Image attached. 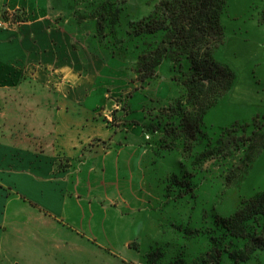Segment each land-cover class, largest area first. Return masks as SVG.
I'll use <instances>...</instances> for the list:
<instances>
[{
	"label": "rangeland",
	"instance_id": "374dc122",
	"mask_svg": "<svg viewBox=\"0 0 264 264\" xmlns=\"http://www.w3.org/2000/svg\"><path fill=\"white\" fill-rule=\"evenodd\" d=\"M159 1L75 0V7L85 13V35L94 36L92 45L100 48L113 64H127L130 76L126 86L129 88L119 95L115 90L107 93L118 106L116 109L114 104L113 110L107 111L108 121L113 127L126 123L127 116L121 112L122 107L127 102L128 93L140 87L131 83L135 77L131 69L136 52L132 47L134 44L127 40L126 32L131 23L149 15ZM263 2L229 0L220 18L224 43L216 49L214 60L229 66L236 74V81L230 93L205 114L201 129L206 140L198 144L191 142L193 147L190 150L182 141L174 144L172 150H163L156 143V135L142 130L144 140L151 145L150 162L153 168L147 176L146 190L140 192L144 204L140 207L142 210H123L121 213L126 216L117 221L114 217L118 210H104L101 204L87 199L86 202L90 203L86 204V212L79 219L80 235L64 229V234L69 232L70 237L55 233L45 238V243L41 240L33 244L29 234L11 235L0 249V264H170L177 259L183 264H198L196 260L210 248L209 237L213 235L214 219L230 217L243 200L264 192V29L256 23ZM109 7L116 10L117 17L110 28L116 38L109 34L107 26L112 18L104 22L100 17L107 16ZM16 13L6 11L3 19L20 24L21 18ZM8 27L6 22L0 29ZM11 27L9 29L15 28ZM100 33L104 35L103 39L98 37ZM119 39L123 42L121 45H117ZM120 47L126 50L123 54ZM112 51L116 53L112 54ZM169 67L170 62L163 61L157 76L141 88H146L141 95L147 100L144 109L150 111L151 118L159 107L155 101L167 103L181 93L180 88L170 80L172 73ZM107 73L110 77L117 76L114 71L108 70ZM113 116L117 119L114 120ZM19 120L25 121V127H29V120L24 117H19ZM238 125L249 127H244V130L232 127ZM14 127L22 126L17 124ZM225 128L236 129L234 135L237 139L233 144L217 157L197 161L201 152L215 145ZM254 133L253 140L244 142ZM245 156L249 160H244ZM155 159L158 161L153 164ZM171 175L189 181L191 191L186 192L185 187L171 182ZM180 191L185 194L177 197ZM112 198L118 206L127 202L126 196ZM16 205L12 199L9 201L7 194L2 208L7 221H3L1 228L5 227L2 232L8 235L12 232L8 223L10 219L23 223L30 220L29 210ZM104 206L109 208L108 204ZM128 214L135 221L129 220ZM78 246L80 249H77ZM46 252L48 257L44 256ZM261 256L264 252L257 253L255 259L246 263H233L225 256L221 264H264Z\"/></svg>",
	"mask_w": 264,
	"mask_h": 264
},
{
	"label": "crops",
	"instance_id": "0c3cea01",
	"mask_svg": "<svg viewBox=\"0 0 264 264\" xmlns=\"http://www.w3.org/2000/svg\"><path fill=\"white\" fill-rule=\"evenodd\" d=\"M76 3L0 0V20L6 11L25 16L15 28L0 29V249L11 235L29 234L32 244L55 233L70 237L64 229L80 235L87 199L118 210L117 221L123 210L144 206L140 192L153 170L140 126L146 88L132 93L126 123L113 127L107 111L118 106L107 93L129 88L127 64H113L92 45ZM7 194L30 215L27 223L8 219L10 235L1 228ZM122 196L127 202L114 204L112 197Z\"/></svg>",
	"mask_w": 264,
	"mask_h": 264
},
{
	"label": "trees",
	"instance_id": "16d2710c",
	"mask_svg": "<svg viewBox=\"0 0 264 264\" xmlns=\"http://www.w3.org/2000/svg\"><path fill=\"white\" fill-rule=\"evenodd\" d=\"M228 3L229 0H160L149 15L129 25L127 40L134 44L132 47L136 52L131 69L135 77L131 83H137L140 87L128 93L121 112L128 116V100L132 93L155 78L165 60L170 62V80L181 90L180 95L167 103L155 101L159 107H156L157 113L152 118L150 111L143 109L144 118L140 126L144 133L157 136L159 149L172 150L174 144L182 141L190 150L193 144L206 140L201 129L204 127L205 114L228 95L235 85V72L214 60L216 49L224 43L220 18ZM100 17L104 22L112 18L107 24L110 29L117 17L116 10L109 7L107 16ZM256 23L264 29V2ZM99 24L103 26V23ZM111 30L109 34L116 38L115 32ZM98 37L103 39L104 35L100 33ZM121 42L119 39L117 45H121ZM120 51L123 54L126 50L120 47ZM247 126L232 127L244 130ZM234 134V128L223 129L215 145L201 152L196 160L217 157L237 139ZM254 135L244 142L253 140ZM244 160H249V157L245 156ZM170 180L185 187L186 192L191 191L189 181L180 180L175 175H171ZM183 194L185 192L180 191L177 197ZM211 232L210 248L196 260L198 264H221L225 256L233 263H246L255 259L257 253L264 252V192L243 200L230 217L215 218ZM170 264L183 263L177 259Z\"/></svg>",
	"mask_w": 264,
	"mask_h": 264
},
{
	"label": "built area",
	"instance_id": "2783aa9c",
	"mask_svg": "<svg viewBox=\"0 0 264 264\" xmlns=\"http://www.w3.org/2000/svg\"><path fill=\"white\" fill-rule=\"evenodd\" d=\"M16 14H18L19 16H20V18H21V22H22V20L25 18V16H24V14L23 13H16ZM9 17H10V15H9ZM23 18V19H22ZM6 22L8 23V26L9 27H16V26H18L19 25V23H18V21H15V22H13L11 19H8V20H5V19H2V20H0V28H2L3 27V25L4 24H6ZM21 22H20V24H21ZM9 27H8V29H9ZM11 27V28H12ZM5 29V28H4ZM147 138V137H146Z\"/></svg>",
	"mask_w": 264,
	"mask_h": 264
}]
</instances>
